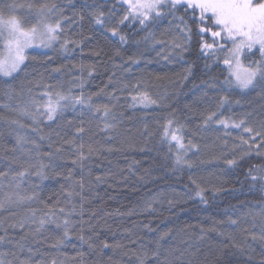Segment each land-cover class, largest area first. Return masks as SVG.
I'll list each match as a JSON object with an SVG mask.
<instances>
[{"label":"trees","instance_id":"trees-1","mask_svg":"<svg viewBox=\"0 0 264 264\" xmlns=\"http://www.w3.org/2000/svg\"><path fill=\"white\" fill-rule=\"evenodd\" d=\"M15 2L34 5L14 13L27 26L37 23L36 8L45 3L57 5L49 19H68L60 42L28 50L27 68L14 78H0V171L8 172L0 177V199L12 198L0 208V236L5 237L0 259L6 264H264V148L242 145V130L204 123L209 111H218L217 119H246L259 128L264 90L225 93L209 87L226 75L224 54H218L216 63L201 56L195 34L182 57L154 43L182 38L180 21L173 16H162L146 28L126 21L120 32L127 40L120 42L108 31L124 15L119 0ZM97 9L106 16L111 12L103 27L94 23ZM181 15L182 10L176 13ZM149 32L153 38L145 40ZM64 39L70 42L67 50L61 47ZM204 39L211 42L210 36ZM242 59L259 60L260 54L254 49ZM137 84L158 103L132 107L128 97ZM44 85L91 95L94 104L109 106L107 122L115 126L103 130L99 116L80 105L66 108L54 121L35 123L25 108L34 110L29 101ZM223 95H229V102L218 107ZM168 118L184 126L186 145L191 140L197 146L186 153L188 164L175 165V145L161 140L159 125ZM78 127L85 128L82 135L76 133ZM67 140L85 144L83 161ZM88 144L94 153H88ZM233 159L234 165L226 163ZM40 162L46 166L43 179L31 174L35 169L13 178ZM197 184L205 189L203 201L195 195ZM50 210L55 213L51 219L72 222L68 238L55 223L40 228ZM57 240L63 242L57 245Z\"/></svg>","mask_w":264,"mask_h":264},{"label":"snow or ice","instance_id":"snow-or-ice-1","mask_svg":"<svg viewBox=\"0 0 264 264\" xmlns=\"http://www.w3.org/2000/svg\"><path fill=\"white\" fill-rule=\"evenodd\" d=\"M125 6L124 15L117 21L116 26L111 27L108 31L113 37H119L120 42L127 40L126 35L120 32V26L126 21L138 22L146 28L148 24L162 16L170 15L174 19H179L180 25L177 26V31L181 34V39H173L167 43L163 41H155L154 43L163 44L164 48L169 50L172 56L182 57L183 54L189 51L192 43V36L195 34L199 37L198 46L201 56L212 58L213 63L221 60L219 53H223L222 63L226 75L222 81L214 79L209 87L225 93H231L239 90L245 92L249 89L261 88L264 90V0H119ZM32 9L33 4H18L15 2L9 4H0V78H14L20 72L27 68L30 59L28 50L33 47L50 48L55 43L61 41V37L65 31L63 24L68 19L63 15L57 18L49 19L57 11L55 3H45L36 8V14L39 17L37 23L27 26V22L23 17L15 15L18 8ZM7 10V11H6ZM183 11V15L176 16L178 11ZM94 23L104 26L106 19L111 17V12L106 16L105 12L97 9L92 13ZM185 17H188L192 23L189 24ZM193 25L196 26L193 33ZM205 36H210L211 42L204 39ZM153 38L149 32L144 37L145 40ZM69 40L64 39L61 47L67 50ZM76 44L79 41H71ZM230 44L231 47H226ZM257 50L260 54L259 60H251L247 63L242 59L245 53H253ZM163 51V49H162ZM169 56L165 55V59ZM83 70V66H82ZM59 71V69H56ZM186 73H191V65L186 69ZM91 75V67L89 68ZM187 79V75L184 77ZM83 81L80 83L82 87ZM39 86V85H37ZM44 91L38 96L32 97L29 101V111L25 108V112L31 116L35 123H40L41 118L47 121H54L66 108L77 105L86 107L89 112L95 113L103 121V130L112 129L115 125L108 123V117L111 114V109L108 105H96L92 102L91 95H74L71 89L68 91L53 89L50 85H44ZM134 87V93H129V99L132 107L142 106L148 108L158 103L148 91H141L140 85ZM111 96L112 94L109 93ZM119 99V97H116ZM229 102V95H223L219 98L218 107H223ZM238 102V101H237ZM218 111H209L204 116V123L209 124L215 122L225 129L234 128L242 130L239 136L240 143L247 145L251 150L253 144L256 145V150L264 148V123L259 128H254L248 125L246 119L239 121L231 118L217 119ZM161 140L168 143L171 147L173 144L176 147L174 164L177 166L188 164L185 159L186 153L197 147L195 144L188 141L187 145L184 142V126L177 123L174 118L166 119L159 125ZM84 127L76 129L77 134H83ZM247 135L248 139H245ZM23 137L17 138V143H22ZM259 141V143H257ZM65 143L74 145L78 152L77 160L83 161L85 157V144L75 145L73 140H67ZM59 151V149H57ZM87 151L92 154L96 149L91 145H87ZM77 161L74 160L73 163ZM16 163V161H13ZM228 165H234L236 161L227 160ZM45 165L40 162L38 164H29L22 171L14 174V179L24 178L30 173L31 169L35 171L31 174L38 178L45 177ZM251 169L249 174L251 175ZM8 172L0 171V177H7ZM99 179V178H98ZM256 180V176H252ZM196 184V181H192ZM195 195L202 201L205 199V189L196 185ZM32 199V196L27 197ZM12 198L8 196L6 199H0V208H4L6 203H11ZM64 212V209H60ZM74 211V209H73ZM70 215V213H69ZM55 216L53 211H49L39 221L40 228H43L47 222L55 223L57 229H63V238L69 236V229L72 222L69 219H64L62 222H57L52 217ZM23 228L25 225L20 222L18 225ZM16 227V225H13ZM39 231V228L37 229ZM84 239L83 236L80 237ZM5 237L0 236V242H4ZM62 240H57V245L62 243ZM107 246V245H105ZM0 264H6V261L0 259ZM10 264V262H8ZM21 264H30L29 261H21ZM52 264H56L53 260Z\"/></svg>","mask_w":264,"mask_h":264},{"label":"rangeland","instance_id":"rangeland-1","mask_svg":"<svg viewBox=\"0 0 264 264\" xmlns=\"http://www.w3.org/2000/svg\"><path fill=\"white\" fill-rule=\"evenodd\" d=\"M31 49H48V48H40V47H33ZM30 50V49H29Z\"/></svg>","mask_w":264,"mask_h":264}]
</instances>
